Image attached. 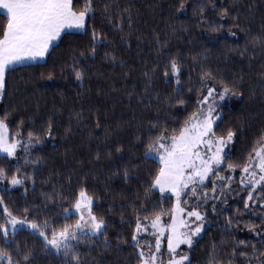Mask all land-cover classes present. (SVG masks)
<instances>
[{
  "label": "trees",
  "instance_id": "trees-1",
  "mask_svg": "<svg viewBox=\"0 0 264 264\" xmlns=\"http://www.w3.org/2000/svg\"><path fill=\"white\" fill-rule=\"evenodd\" d=\"M94 3L87 33L65 32L44 62L16 66L6 73L0 117L8 114L11 137L22 145L28 142L29 132L39 136L40 143L29 145L27 152L19 147L15 157L0 155V168L7 172L0 180L3 204L18 219L41 228L47 221L59 228L78 218H65L64 210L73 207L85 188L94 199L92 211L107 221V227L98 235L80 238L77 250L82 264H139V250L132 241L137 216L151 218L153 206L157 211L170 210L175 202L172 194L150 188L161 167L155 153L145 158L150 139L161 131L177 134L173 129L182 127L198 109L197 100L207 95V87L219 92L221 85H228L241 95L215 106L221 115L214 128L217 135L226 136L231 129L236 136L224 166L217 169L218 175L210 174L204 185L211 196L215 179L220 188L216 195L223 199L205 203L203 198L190 200L189 194L181 200L188 210L198 207L206 214L203 231L189 248V260L190 264H261L264 234L257 233L264 230V204L260 203L264 188L241 185L240 169L264 142V0ZM182 3L184 9L178 11ZM82 4L79 0L77 11ZM224 8L227 16L220 15ZM5 24L0 10V28ZM93 29L103 33L106 42L96 46L95 56L84 59L80 53L93 47ZM173 58L181 69L179 84L170 68L164 76ZM73 65L83 72L82 83ZM202 72H210L212 79L202 82ZM178 99L184 103L177 104ZM49 123L51 136L47 135ZM33 160L36 164L30 163ZM229 163L237 166L235 171L227 169ZM13 175L24 177V184L10 185ZM218 176L232 179L221 183ZM249 190L257 194L245 208ZM163 220L170 223L167 216ZM4 222L0 206V223ZM138 242L141 247L151 242L155 250L150 227L139 234ZM17 246L32 250L30 264H66L62 253L45 249L38 233L20 228L8 244L0 235V247L8 249L13 260L22 258L16 255ZM166 254V246L161 245L159 255Z\"/></svg>",
  "mask_w": 264,
  "mask_h": 264
},
{
  "label": "snow or ice",
  "instance_id": "snow-or-ice-1",
  "mask_svg": "<svg viewBox=\"0 0 264 264\" xmlns=\"http://www.w3.org/2000/svg\"><path fill=\"white\" fill-rule=\"evenodd\" d=\"M79 0H0V10L6 17V24L0 28V94L6 88V73L14 71L15 66L26 61L43 58L49 51L53 42L61 38L62 33L66 30L81 29L85 33L88 31V20L94 16L95 3L94 0H83V4L79 5L81 10L77 11ZM184 9L183 3L178 11ZM108 5H104V11L107 12ZM203 9H201V12ZM228 9H221L220 15L227 16ZM131 23V16L128 17ZM215 31V29H213ZM103 33H97L95 29L91 33L92 48L87 53L81 52L80 56L84 59L95 56L97 45L105 43ZM111 59L115 60L113 56ZM76 79L83 82V72L73 65ZM169 68L172 75L177 77V84L180 83L178 74L181 69L178 67L176 60H170L169 65L164 70V76L169 75ZM147 76L148 74L145 73ZM212 74L210 72L201 73V81H210ZM207 95L197 100L198 109L186 119L183 126L179 129H173V135H168L167 131H161L150 142L145 151V158H150L154 153L157 155L161 167L155 174L150 188H159L161 193L170 190L176 196V203L173 209L165 210L163 207L156 210L153 206L154 215L150 218L137 216L135 230L132 234L134 246L139 250V264H190L189 256L182 253L181 245H193V237L201 233L205 213H202L198 207L181 206L182 194L189 196L190 200L199 201L201 198L207 203L209 199L222 200V195H216L218 188L216 180H212V195L209 196L208 190L204 187L205 182L210 178V174H217V169L224 166L223 162L229 155L227 151L230 143L234 140L236 132L229 129L226 136L217 135L214 123L220 112L217 111L216 105L231 96L241 95L235 92L228 85H221V90L216 91L215 87H207ZM177 104H183V99L176 100ZM7 113L0 117V152L6 153L8 156H15L16 150L23 147L24 151H28L31 144L40 143V137L29 132L28 142L21 144V141L12 138L8 132V123L6 121ZM99 127V124H97ZM155 127V125L153 126ZM52 125L49 123L47 135L51 136ZM264 141V134L261 136ZM201 146L205 149L201 151ZM117 151H120L117 148ZM255 155H249V162L245 163L241 170L240 184L247 186L249 189H255L258 185L264 188V142L260 143L259 148L253 149ZM258 161V162H257ZM28 162V161H26ZM37 161H30L36 164ZM228 170L235 171V165L229 163L226 165ZM124 176L127 178L128 171L125 169ZM7 177V172L0 168V180ZM221 183L230 176H218ZM25 178L19 175H13L8 183L10 185H22ZM230 187V186H225ZM257 193L249 190L248 200L245 201V208L249 206V200ZM189 201H184L187 205ZM224 203L227 201L224 200ZM94 203L93 197L89 196L85 188H81L74 205L71 209L64 210L65 218L77 215L78 218L72 224L65 223L57 228L49 226L47 221L44 222L43 228L40 224L30 223L27 220H21L12 215L7 205L3 204V197H0V206H2L5 215V222L0 223V235H2L4 243H11L15 238L17 227L21 224H29L30 228L38 231L43 237L45 249H54L57 253H62L65 257L66 264H82L78 244L82 236L98 235L107 227V221L103 217H98L92 211ZM253 204L256 201H252ZM260 203L264 204V196L260 197ZM147 212V208L143 209ZM26 211V210H25ZM216 211V207L212 208ZM186 213V215H179ZM167 216L170 223L165 224L163 217ZM231 224V220L228 221ZM149 227L155 238V250L151 242H146L141 247L138 242L140 233H147ZM251 227V226H250ZM45 229H48L46 231ZM254 230V229H253ZM9 231L13 235L9 236ZM167 234V254L168 259L165 262L161 254V237ZM264 234L262 232L257 235ZM50 237V238H49ZM105 244L109 241L105 239ZM244 244V241H239ZM260 243L264 244V238ZM147 249V252L145 251ZM235 252V249H233ZM253 253L257 252L256 245H252ZM16 255L21 259L13 260L12 254L8 249L0 247V264H30L32 256L31 249H21L17 246ZM247 257V253H241ZM211 264V262H210ZM261 264H264V253H261Z\"/></svg>",
  "mask_w": 264,
  "mask_h": 264
},
{
  "label": "rangeland",
  "instance_id": "rangeland-1",
  "mask_svg": "<svg viewBox=\"0 0 264 264\" xmlns=\"http://www.w3.org/2000/svg\"><path fill=\"white\" fill-rule=\"evenodd\" d=\"M2 11V10H1ZM3 12V11H2ZM83 30H81V29H71V30H66V32H82ZM63 34V33H62ZM60 38H58L57 40H55L54 42H53V44H55L56 42H58V40H59ZM51 48V47H50ZM50 50V49H49ZM49 52V51H48ZM47 55H48V53L43 57V58H37L36 60H31V61H26V62H23V63H21V64H18V65H16V66H20V65H25V64H32V63H39V62H44L45 60H46V58H47ZM15 66V67H16ZM2 95H3V93L2 94H0V102H1V99H2ZM216 122V121H215ZM215 124V123H214ZM8 132H9V130H8ZM10 133V132H9ZM18 149L19 148H17V150H16V154H15V156L17 155V152H18ZM205 149L203 148V146H201V151H204ZM0 155H6V156H8L6 153H3V152H0ZM15 156H9V157H15ZM156 157V159H158L157 158V156H155ZM155 190H157V191H159V188L158 187H156L155 188ZM160 192V191H159ZM166 193H168V194H172L173 196H174V198H175V202H174V205H175V203H176V196H175V194L174 193H172L170 190H165V192L164 193H162V194H166ZM184 195L182 194V197H183ZM181 206L182 207H184L183 205H182V201H181ZM179 215H186V213H181V214H179ZM21 220H23V219H21ZM31 223V222H30ZM20 228H25V229H28V230H30V231H32L33 233H38L39 234V232L38 231H34L33 229H31L30 228V226H29V224H21V225H19L18 227H17V230L18 229H20ZM202 231H203V228H202ZM202 231H201V233H202ZM201 233H199L198 235H196V236H194V237H198L199 235H201ZM166 237V241L164 240V238ZM194 237H193V243H194ZM161 245L163 246V245H165L166 246V253H167V234H165V236H162L161 237ZM191 246H189V245H181V248H180V250L179 251H181L182 253H186L189 257H190V254H189V248H190ZM54 250V249H53ZM163 257V256H162ZM169 257H168V254H166V256L165 257H163V259H164V261L166 262L167 261V259H168ZM158 264H159V262H158Z\"/></svg>",
  "mask_w": 264,
  "mask_h": 264
}]
</instances>
